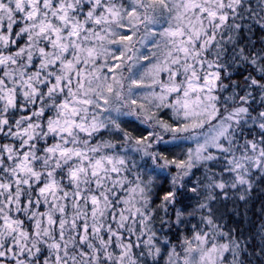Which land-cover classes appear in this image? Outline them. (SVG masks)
Returning <instances> with one entry per match:
<instances>
[{
	"label": "snow or ice",
	"instance_id": "6c2138e0",
	"mask_svg": "<svg viewBox=\"0 0 264 264\" xmlns=\"http://www.w3.org/2000/svg\"><path fill=\"white\" fill-rule=\"evenodd\" d=\"M0 264H264V0H0Z\"/></svg>",
	"mask_w": 264,
	"mask_h": 264
}]
</instances>
